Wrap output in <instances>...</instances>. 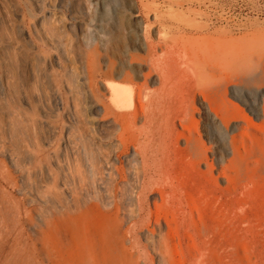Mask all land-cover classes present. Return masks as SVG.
I'll use <instances>...</instances> for the list:
<instances>
[{
    "label": "rangeland",
    "instance_id": "obj_1",
    "mask_svg": "<svg viewBox=\"0 0 264 264\" xmlns=\"http://www.w3.org/2000/svg\"><path fill=\"white\" fill-rule=\"evenodd\" d=\"M146 37L161 43L160 53L171 40L182 69L189 67L186 52L227 61L229 103L237 111L238 92L247 103L244 125L262 121L255 102L264 96V0H0V264H83L84 211L94 203L106 211L97 197L110 199L115 188L103 173L92 177L108 161L126 172L114 214L127 221L115 238L118 257L160 263L144 230L127 233L136 164L124 158L119 127L99 112L86 82L94 51L102 100L110 99L109 81L127 83L126 72L144 83ZM148 85L158 87V77ZM197 107L200 133L216 157L219 138L208 136L201 97ZM238 131L230 129L228 140ZM251 168L231 166V176L219 179L228 186L216 192L225 206L213 214L230 227L227 234L217 227L226 236L219 237L229 249L227 264H264V172ZM118 257L109 264L123 263Z\"/></svg>",
    "mask_w": 264,
    "mask_h": 264
},
{
    "label": "bare ground",
    "instance_id": "obj_2",
    "mask_svg": "<svg viewBox=\"0 0 264 264\" xmlns=\"http://www.w3.org/2000/svg\"><path fill=\"white\" fill-rule=\"evenodd\" d=\"M146 43L149 57L145 62L149 71L145 82L136 83L133 74L126 72L127 83L109 81V101L102 100L96 93L98 70L94 51L88 56L89 91L98 103L99 112L119 127L118 145L125 151L124 158L136 164L138 184L130 195L136 208L129 213L128 219L134 223L127 233L136 226L144 230L148 242L159 250V264H227L229 249L219 237L223 231L220 235L217 231L220 225L227 234V227L216 220L224 217L215 216L220 213L216 208L221 210L225 204L216 192L219 188L223 193L226 191L228 186L222 188L219 179L227 180L231 176V166L238 169L255 166L254 170L258 167L264 172V134L257 130H264V96L261 105L259 100L255 102V117L260 119L262 110V121L245 126L241 112L247 110L246 101L234 91L236 111L227 99L230 86L227 61H214L186 52L189 67L182 69L171 40L167 42L168 51L163 53L159 50L161 43L147 37ZM155 75L159 86L152 89L148 81ZM199 97L208 106L205 115L208 136L219 138L216 157L200 133L196 118ZM230 129L239 131L228 140ZM230 147L232 156L227 157ZM106 165L94 168L92 177L96 179L103 173L101 179L115 183L108 195L113 201L97 197L107 210L103 211L100 204L94 203L87 205L84 211L83 264H109V260L117 259L115 238L121 223L127 222L123 219L119 223L114 216L120 211L118 186L124 182L125 169L112 161ZM225 213L222 215H228ZM229 221L226 222L229 224ZM164 227L166 232L163 233ZM118 259L124 261L121 264H133L123 256Z\"/></svg>",
    "mask_w": 264,
    "mask_h": 264
}]
</instances>
